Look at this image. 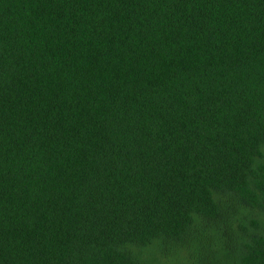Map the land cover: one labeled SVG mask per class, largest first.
Wrapping results in <instances>:
<instances>
[{"label":"trees","instance_id":"obj_1","mask_svg":"<svg viewBox=\"0 0 264 264\" xmlns=\"http://www.w3.org/2000/svg\"><path fill=\"white\" fill-rule=\"evenodd\" d=\"M0 264H264V0H0Z\"/></svg>","mask_w":264,"mask_h":264}]
</instances>
